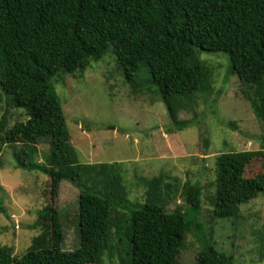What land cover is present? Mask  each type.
Masks as SVG:
<instances>
[{
    "label": "trees",
    "instance_id": "16d2710c",
    "mask_svg": "<svg viewBox=\"0 0 264 264\" xmlns=\"http://www.w3.org/2000/svg\"><path fill=\"white\" fill-rule=\"evenodd\" d=\"M110 46L131 91L163 99L175 130L191 124L178 121L177 100L212 89L208 66L197 54L225 53L229 73L250 89L256 86L249 101L262 125L258 139L264 147V0H0V89L5 107L22 109L26 116L9 126L2 114L0 153L8 145L15 167L48 175L52 199L62 180L79 189L76 248L63 249L59 212L45 205L31 225L41 231L24 254L14 257L3 245L0 264H102L111 253L113 226L124 242L122 264H178L188 232L200 243L195 264H234L233 255L217 250L199 222L197 183L182 186L183 209L166 211L162 174L145 181V201L136 203L127 196L118 162L79 161L53 82L99 60ZM43 138L48 139L47 164L35 158ZM258 153L216 156L210 196L216 221H236L242 204L264 195L263 174L244 176ZM117 209L125 211L123 218L113 217Z\"/></svg>",
    "mask_w": 264,
    "mask_h": 264
},
{
    "label": "rangeland",
    "instance_id": "374dc122",
    "mask_svg": "<svg viewBox=\"0 0 264 264\" xmlns=\"http://www.w3.org/2000/svg\"><path fill=\"white\" fill-rule=\"evenodd\" d=\"M197 56L208 66L212 89L208 94L177 100L178 121H191L190 126L182 130L174 129L163 99L152 92L134 94L131 91L116 67L111 46L99 60L63 73L53 84L70 143L83 164L118 162L131 202L143 203L145 181L162 174L160 186L166 211L183 209L186 203L182 186L186 182L197 183L201 187L198 219L204 231L211 234L214 247L233 255L234 264H264V195L242 204L236 221L212 218L210 201L214 192L215 159L220 153L260 152L252 156L244 176L264 175V147L258 139L263 133L262 125L249 101L256 86L250 89L229 73L225 53L199 51ZM3 113L7 115L9 126L26 119L22 109L5 107L0 89V118ZM37 150L35 158L47 164L44 158L47 138L38 141ZM49 182L46 174L15 167L12 148L3 147L0 153V247H11L14 257H21L31 239L40 233L39 227L33 229L31 225L37 211L45 205H52L59 212L63 249L71 251L79 245V189L71 181L62 180L52 199ZM123 214L125 211L117 209L113 217L123 218L120 216ZM124 230L123 224L121 235ZM117 231L114 226L111 228L112 249L110 254L104 255L102 264H122L120 249L124 242L118 240ZM199 247L193 233H186L178 264H195Z\"/></svg>",
    "mask_w": 264,
    "mask_h": 264
}]
</instances>
